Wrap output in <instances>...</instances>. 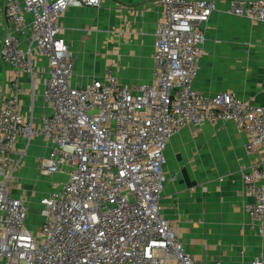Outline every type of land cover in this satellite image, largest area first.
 <instances>
[{"label": "built area", "instance_id": "obj_1", "mask_svg": "<svg viewBox=\"0 0 264 264\" xmlns=\"http://www.w3.org/2000/svg\"><path fill=\"white\" fill-rule=\"evenodd\" d=\"M100 3L5 0L0 62L11 69L13 93L0 105V264H201L159 201L168 141L203 123L231 122L248 135V150L261 152L243 168L242 191L251 227L264 239V106L194 87L216 2L157 0L151 82L129 84L106 72L73 85L75 56L60 37V19L71 6ZM228 12L264 23V0H230ZM22 76L30 100L40 88L47 104L39 119L23 112ZM38 137L47 151L38 173L59 178L38 200L39 227L29 229L28 200L14 196L11 181ZM249 264H264V253Z\"/></svg>", "mask_w": 264, "mask_h": 264}, {"label": "crops", "instance_id": "obj_2", "mask_svg": "<svg viewBox=\"0 0 264 264\" xmlns=\"http://www.w3.org/2000/svg\"><path fill=\"white\" fill-rule=\"evenodd\" d=\"M214 1L217 9L204 27V54L194 87L204 95L229 90L264 106V23L230 14V0ZM4 4L0 0V43L7 33ZM161 15L157 0H101L96 7L67 8L60 19V37L75 56L71 83H86L106 72L129 84L151 82L154 31ZM95 60L103 61L99 73L90 69ZM27 82L22 76L23 112L39 119L48 107L40 88L30 100ZM12 93L11 69L0 62V105ZM247 141L246 133L224 122L186 126L167 143L160 213L177 227L185 249L201 264H249L264 253V239L244 210L250 198L242 191L243 168L262 159L259 149L248 150ZM46 152L42 138L28 145L24 174L32 182ZM47 187L34 199L45 195L51 189ZM12 191L22 196L17 187Z\"/></svg>", "mask_w": 264, "mask_h": 264}, {"label": "rangeland", "instance_id": "obj_3", "mask_svg": "<svg viewBox=\"0 0 264 264\" xmlns=\"http://www.w3.org/2000/svg\"><path fill=\"white\" fill-rule=\"evenodd\" d=\"M102 65H103V61L95 60V62L90 65V69L91 71L94 70V72L99 73L101 70H103ZM25 159L22 160L21 166L18 169L20 173L17 179L15 178L16 175L14 174V177L11 181V187H14V188L17 187V193L22 195L28 200L29 210L27 213V218L25 220V225L29 229H34V228L39 227L41 223V217L38 213L39 209L37 206L38 200L34 199V196L44 191L47 185H51V182L55 180L57 182V178L55 176L45 177L43 175H40L37 172L38 173L36 174L37 177L35 181L32 182L33 178L31 179V176H30V178L28 179L25 177V174H24L28 170L27 166L24 165Z\"/></svg>", "mask_w": 264, "mask_h": 264}]
</instances>
